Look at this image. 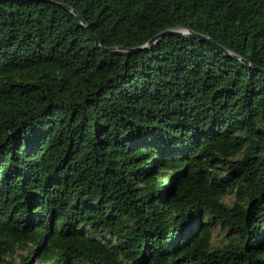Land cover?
Instances as JSON below:
<instances>
[{"label": "trees", "instance_id": "16d2710c", "mask_svg": "<svg viewBox=\"0 0 264 264\" xmlns=\"http://www.w3.org/2000/svg\"><path fill=\"white\" fill-rule=\"evenodd\" d=\"M0 264H264V0H0Z\"/></svg>", "mask_w": 264, "mask_h": 264}, {"label": "water", "instance_id": "95a60500", "mask_svg": "<svg viewBox=\"0 0 264 264\" xmlns=\"http://www.w3.org/2000/svg\"><path fill=\"white\" fill-rule=\"evenodd\" d=\"M60 7L62 8H65L64 6H61ZM69 11L72 12L71 9H68V8H65ZM165 36H179V37H188V38H191V39H195V40H200V41H206L208 43H210L211 45L215 46L217 49H219L221 52L225 53L226 55L232 57V58H235L234 55L228 53L227 51L223 50L221 47H219L218 45H216L214 42H212L209 38L203 36V35H200V34H197V33H194V32H191V31H187V30H183V29H173V30H167V31H164L160 34H158L157 36H155L152 40H150L149 42H147L143 48L146 50L150 47H152L154 45V43L158 42V40H161L163 39ZM143 48H139V49H136V50H140V49H143ZM134 51V50H133Z\"/></svg>", "mask_w": 264, "mask_h": 264}, {"label": "rangeland", "instance_id": "374dc122", "mask_svg": "<svg viewBox=\"0 0 264 264\" xmlns=\"http://www.w3.org/2000/svg\"><path fill=\"white\" fill-rule=\"evenodd\" d=\"M223 235H224V232H222L220 230H215L213 233L214 244H218Z\"/></svg>", "mask_w": 264, "mask_h": 264}]
</instances>
